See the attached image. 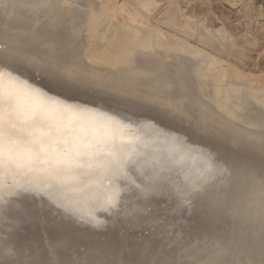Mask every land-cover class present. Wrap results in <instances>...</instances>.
Wrapping results in <instances>:
<instances>
[{
	"label": "bare ground",
	"instance_id": "6f19581e",
	"mask_svg": "<svg viewBox=\"0 0 264 264\" xmlns=\"http://www.w3.org/2000/svg\"><path fill=\"white\" fill-rule=\"evenodd\" d=\"M66 1L64 0H0V6H1L0 11H1V8H2V13H3V10L4 12H6L9 9V12L7 13L8 14L12 13L10 15V18L11 17L15 19L17 18V20H19V25L15 24L14 29H12L11 24L6 25L4 24V22H2L1 25L4 24L8 26L7 28L10 27L12 30H14L13 31L14 34L12 33L13 39H15L14 36H17V38L14 41L12 40L13 41L12 43L10 39L7 40V38H5L6 36L12 37L10 36L11 33L10 34L8 33L9 35L6 34V36L3 37L7 40L5 41V39H3L4 44L5 42L9 41V43L11 42L13 45H15L14 42L23 35L22 37L26 38V41L25 39L22 38L21 41L18 40V43L19 42L22 43L23 40L25 42L29 41V44H28L29 50H31L34 54L38 53L42 57L43 56L42 54L48 52V54L46 53L48 55L47 58L40 57L41 59H47L45 60V63L48 69L50 70L48 74L55 75L58 78H62L61 76H65L68 79L73 80L74 82H77L80 84L82 83L93 84L94 83V85L102 86V87H109L110 85L109 83L117 82L118 78L120 77H123L121 80L125 78L124 83L129 84L132 79L131 76H135V77L141 76V78H143L144 76L143 79H145L144 81L146 83L147 82L146 77H145L146 75H149V74L156 75V73H158L160 77L162 75L161 78L162 80H164V75L163 73H161V71L162 70L164 71L165 68H167L166 63L168 62L174 68L173 73L174 74H176V72L178 73V79H177L178 84L176 85V83L175 84L173 83V85H176L175 87L177 86L180 87L179 86L180 84L181 87H185L187 85V80H184L186 75L189 74L190 76H193L192 78L193 80H189V81L193 82V85L196 86L198 92L201 93L200 95L202 96H200V99L201 97L205 96V93H206L207 96L210 97V100L213 102V103L211 102L213 104L212 106L209 100L206 98L207 101L209 102V105H211V107H214L215 105L216 110L214 112L218 110H220L221 112L223 111L222 115L225 116V118L227 119L229 123L232 124L233 121L235 123L237 121L238 123V120L236 119V116L234 115V113L226 111L228 106L231 107V103L235 105L234 107L235 109L239 108V107H236V105H239V106L241 105L242 106L241 108L243 109H250L252 111V115H250L251 117L247 119L245 123L246 126L244 125L245 127H242L243 125L241 126L242 129L245 128L243 129V132L245 131L244 135L245 133H248L251 127L253 128L254 126L258 125V123L264 122V97L263 95H257L259 93L260 94L263 93L264 89L261 90L262 89L261 87L255 86L253 84H251L252 87L255 86L256 88L254 87L252 89V87L251 88L247 87V85L249 86L251 85L249 84L250 82L249 83L246 82L247 80L246 77H245L246 80L244 79V77L240 78L241 79L239 80L240 82L237 81L235 86L232 89L229 90V87H231L229 85H231L232 82L231 84L228 82L229 85L227 89L225 86L224 88L222 86L223 84L220 82L223 79V77L225 79H228L225 77V74H224L225 71L223 72L218 69L219 67L221 69V66L219 67L217 66L218 67L216 68L217 70L208 69L207 66L208 65L210 66L211 63H213L216 59L212 57L215 60L210 62L209 57L206 55L207 53H204L203 50L196 48L197 47L196 45L193 47V46H190V44H188L189 45L188 46L185 43L186 40L184 42L178 39L177 37L175 38L174 36H171V37H174L171 39L170 36L169 35L167 36V34L165 33L167 36L166 37L164 35V32L157 30V28L151 26L150 24L144 21L141 26H133L130 23L126 22L124 19L119 20L120 17H116V16L114 17L113 14L114 13L117 14L118 9L120 10L121 8L120 6H122L123 4L121 2L122 0L120 1L121 3H118V0H102V2H96V3L94 0H79L80 2H77V0H66ZM81 1L85 5L81 3ZM126 1H131V0H126ZM112 2H113V5H112ZM79 4L80 5L82 4L83 9L77 8L80 6ZM176 5L174 6V8L172 6L171 7L175 10ZM147 8H144L145 11ZM173 9L172 10L171 8L168 9L169 11H167L166 14L165 13L163 14L164 15L163 18L160 17L162 22L166 23L167 21L168 23L169 17L167 16V14L170 13V10H171L170 14L172 15V12H174ZM178 10L179 8H177V11L175 12H178ZM109 12H110V15L111 14L112 15L108 17ZM126 12H123V13H126ZM137 12L138 14L135 12H131L130 14L134 13L136 15H142V13H144V11L141 9L138 10ZM146 13L145 15H147ZM8 14H5V16L8 17ZM171 15H170V18H173L172 16H176L178 15V13L176 15H172V16ZM179 16H182V15L179 14ZM2 17L0 15V18ZM147 17H149V15ZM182 17L181 18L180 17L178 18V16L176 17L177 19L180 20V21L178 20V23H175V25L178 24L176 25V27L179 26L180 24L179 22L181 21L184 22V18ZM10 18H8L9 21H10ZM5 19L2 18V20H5ZM188 20L189 19H187V21ZM9 21L7 23H9ZM187 21H185L184 23H181L180 27L183 28L186 25L187 29L188 28L190 29L192 24L189 25ZM171 22L172 20L169 21V23ZM193 22H190V23H193ZM198 24L199 23L197 22V25ZM25 25H29L27 26L28 28L25 27ZM136 25H138V22L136 23ZM194 25L196 26V23ZM24 28H26V30H23ZM3 29L1 30V32L5 30ZM189 29H188V32H190ZM201 29L202 27H200L197 33L198 38L200 39V42H202V44L200 42L198 43H200L201 45H203L204 42H205L204 45L208 42V48H209V46L214 47V45L212 44L210 45L209 43H213L215 39L216 40L218 39L217 40L218 42L223 41L225 43L227 41V40L225 41V36L227 32L225 34V31H222L223 30L222 27H221L222 30L216 29L214 32L211 31L212 33L206 30L203 31V29L202 30ZM5 31L11 32L8 29ZM16 32H18V35L21 32L26 33L25 37H24V34L22 33L20 34L21 35L20 37L17 34L15 35ZM188 32L186 30L185 34L187 35ZM96 33L97 34L99 33V36H95L97 35ZM157 34L159 35L158 37H156ZM161 35H164L166 40L162 41ZM77 38H79V41H77L78 40ZM103 40H106L105 41L106 44L105 42L103 43ZM231 41L233 43V40ZM231 41L230 42L228 41V42L231 43ZM1 42H2V38H1ZM25 42H23L21 45L23 46ZM232 43L231 45L234 46V44ZM8 44L6 45V47L9 46ZM227 44L228 43H226V46ZM125 45L126 46L128 45L130 48L126 47ZM221 45H224L225 47V44H221ZM12 46L10 48L13 49L14 47ZM1 47L0 49L2 50L3 47L5 46H3L2 48ZM6 47L4 48V50L6 49ZM18 47H20V45H18ZM18 47L16 46L14 49ZM26 47H22V49ZM20 49L21 48H19L18 51H20ZM29 50L27 48L26 52ZM23 51L24 49L22 50V52ZM15 54L16 53H14V55ZM12 57L13 55H11V57L9 55H6L4 57L0 56V250H1L0 259L7 258L14 253V241L11 236L15 230L14 228L15 221L11 220L13 218L10 217V213H13L20 206V204L29 205L35 201L40 206H42L43 204H46V206H50L49 210H51L52 212H54L55 209L61 210L60 213H63L64 215L66 214L70 215L76 223L83 225V226L87 225L89 227L93 226L97 228L107 223V221L111 222L113 220L112 215H117V217H125L128 220L130 217L132 219L141 218L143 216V211L147 207L145 206V199L147 197V194L155 192L157 190V184L155 183V179L157 178V175H164V176L166 175L165 178L169 180V182L173 185L174 190H176V192L179 194V192L181 193L182 190L187 189L188 187L189 188L195 187L196 185L199 184V182L209 180L210 178H212L214 174H217L220 171V169H216V167H214L215 161L213 160L214 162H212L207 157L208 154L212 155V153L209 150L207 151V149H204L196 144H193L192 142H189V141L185 142V138L182 134L176 131H173V130L166 129L151 119L146 118V119L134 120L135 118L130 117L128 115L123 116L115 112L103 110L98 106H93V105L89 106V105L79 104L77 102L76 103L69 102L70 100L66 99L65 97H62L60 95H54L53 92L48 91L45 88H43L40 85V83H37V81L35 82V79H32L31 77H29L31 72L25 71L22 68H20L21 63H17L13 61V59H9ZM44 57H46L45 54H44ZM36 59H39V58L36 56ZM25 60L28 61V58ZM33 60L35 59L33 58ZM206 64L208 65L206 66ZM218 64H215V67ZM33 65L36 66V64H33ZM30 66L28 68H31ZM37 66L44 67L41 64H37ZM31 69L34 70V67ZM48 69L46 70L39 69V70H42L44 72V71H48ZM177 69H181V70L178 71ZM168 70L170 71L169 68ZM36 72H39V71H36ZM128 72H131V75H128ZM227 73L229 76L230 73L232 72H227ZM158 75H156L157 78H158ZM233 75L235 77V72H233ZM150 76L151 78L149 77L147 80L149 81L148 84L152 85V83H150L151 82L150 80L153 79L152 77L154 76L153 75H150ZM175 77L176 75L174 76V78ZM157 78L156 80H158ZM231 78L232 77H230V80ZM236 78H237L236 80H238V77ZM136 79H139V78H136ZM133 80L135 79L133 78ZM162 80L160 81L158 80V82L153 81L155 83V86L152 85L153 87H151V85L149 86L148 84L146 85L155 90L153 91L151 89L152 92H156V89L158 90V88L156 87H160L158 86L159 82H161V87L166 86L165 83L167 82L164 81L162 85ZM167 80L169 79L167 78ZM244 80L247 84L244 82ZM141 83L139 82V80L134 81V84L136 86L139 85L138 87H140ZM145 83H144V87H145ZM147 86H146V90L147 89L150 90V88H147ZM181 87L178 88L179 91L180 89L184 90V88H181ZM126 88L127 86H125L124 84V86L120 85L114 89L118 90L119 93L123 94V93H127ZM256 89L261 90L263 92H259L255 94L257 92V91L255 92ZM161 90H163V88ZM188 90L190 92L192 91L189 88ZM188 90L186 89V91ZM172 91H173L172 94L176 93L173 89ZM186 91H184L183 93H185ZM180 94L182 93H179V95ZM185 94L188 96L186 100L192 96V95L189 96L188 95L189 93H185ZM179 95L177 98H179ZM182 97L184 100L185 98L184 95ZM145 98L147 99L148 96H145ZM192 98H190L188 101L184 100L186 101L185 104H188L187 102L189 101H191L193 104V102L196 101L194 102L195 106L196 104L201 105L200 107L202 108L203 98H202V101L199 99V97L193 101H192ZM183 100L181 99L179 102L181 101L183 102ZM207 101H204V104ZM183 103L182 105H184L185 107V104ZM192 104L188 105L185 108L188 110L189 109L188 107L190 106V109H191L193 107ZM195 106L193 107V109L195 108L198 110V106L196 107ZM214 109H211V110H214ZM200 110L197 111V113L199 112L198 114L200 113L204 114L207 112L206 109H205L206 112L204 113L202 112V110L201 111ZM188 111L194 112L196 110H188ZM208 111H210V109ZM220 111L218 112V114L220 113ZM191 112H190V115H191L190 117L192 119L193 115L191 114ZM224 112H227L226 113L227 117L224 114ZM200 116L202 115L200 114ZM205 116H207L209 119L210 118L209 116L211 115L206 114ZM213 117L211 116L212 119ZM219 117H217L215 120L216 121L219 119L221 120V118ZM212 119L211 120L205 119V121H207L206 124L209 121V123L212 124L210 126L214 125L216 128L219 126L220 127L223 126V125L221 126V124H224L222 123V120H221L220 125L216 126L219 123V121L215 122V120L213 119L215 122L213 124ZM203 120H204V117H203ZM187 122H190V121H187ZM235 123L232 124L233 127ZM239 124L241 123H238V125ZM238 125L236 126V128L238 127L240 129ZM128 126L133 127V128H140V129L138 130L135 129L134 132L131 133L132 136L130 140L132 141L129 142L128 144H125L124 146V148L131 147V152L129 151L128 154H125L124 156L125 159L119 161V163H115V156L118 153V152L116 153V151H113V152L107 151V153L96 152L94 154L92 152V149L95 146L92 143H95V142L88 143L90 147L87 152L88 154L87 158L84 157L82 152H76L72 155V153L78 148V147H75L76 146L75 141L77 140V138L85 137L87 135V131L90 130L91 134L88 136H90L92 140V138H100V136L108 138L112 135L110 132L111 130L113 133L122 132V131H125ZM226 127H227L226 129L223 128L222 132H224L225 130H226L225 132H228L227 131L229 128L228 124ZM247 129L248 131H246ZM210 131L211 130L208 129L209 133H211ZM252 131L254 130L252 129ZM212 132L214 135L215 133L213 130ZM230 132H229V135L231 134ZM236 133H238L239 135V133L241 132L238 131ZM260 134H261V130H260L259 135ZM262 134H264V132ZM233 135H230V136H233ZM240 136H242V138ZM235 137H237L236 134L233 136V138ZM238 137H240L241 140L242 139L244 140L243 134L239 135ZM247 137H249L248 140L253 139V138L252 139L250 138L251 136H247ZM253 137L255 136L253 135ZM263 137L264 135L261 137L262 140L264 139ZM240 138L238 140L239 142L241 141ZM258 138L259 139H257V141L260 140L259 136ZM254 139L256 140V138ZM254 141H252V143ZM243 143H245V141H243ZM255 145H258V144H255ZM118 146L119 148H122L121 147L122 145L121 146L118 145ZM246 147L248 146L246 145ZM253 147H250V148H253ZM254 148L252 149V151L254 150ZM261 148H263V146ZM70 149H75V150L70 152ZM255 151H259V150L257 149ZM260 153L262 154V149ZM249 174L250 173H248L247 175ZM88 177H91V178L87 179ZM249 178L251 180V177L249 176L247 178V181ZM254 178L253 180H255ZM259 180H263V179H261L260 177ZM251 182L252 184L254 183V181H251ZM259 184H260L259 186H261L262 183H259ZM259 186L258 188H260ZM253 187L251 189H254ZM167 189L172 190L171 188H167ZM256 189L252 191L255 192ZM259 191L261 190L259 189ZM263 191L264 189L262 190V193L260 195L264 193ZM255 194L256 196H259L258 195L259 193H255ZM256 196L255 197L251 196V197L256 198ZM246 198H250V196H247ZM132 211H134L135 213H133ZM105 215H107L108 219L105 218ZM149 219H151V221H155V220H158L159 218L155 216V220H153L150 217ZM212 232L213 231H211V233ZM250 233L251 232H249V234ZM189 235L187 234V237L185 238L187 239ZM199 236L201 238L202 234ZM258 238L259 237H257L256 239ZM179 239H182V238H179ZM193 239L196 240L197 238H193ZM187 240H191L190 237ZM200 240H202V238ZM212 240L213 239H211V241ZM224 240H223V243H226L224 242ZM231 240L232 239H230V241ZM233 240H235V238ZM196 241H194L195 244L197 243ZM261 241L262 240H260V243H262ZM184 242H182V244ZM199 242L201 244L203 240ZM205 242H208V240L207 241L204 240V244H206ZM252 242L254 241L252 240ZM252 242L249 243L250 246ZM223 243L221 244L222 246L224 245ZM180 244H179V248H180ZM212 244L211 245L209 244V245L212 246L213 248L211 247L210 249L209 246L207 247L208 244L206 245V247L212 250L214 249V246ZM228 245H226L225 247H227ZM183 246H186V245H183ZM190 246H192V244ZM190 246L186 248H191L192 250V249H195L196 247L195 245H194L195 247L193 248ZM200 246L201 247H199V249L202 248V244ZM218 246L216 247L218 248ZM243 246H242V249H245V247ZM255 246L257 247V245ZM220 247L221 246H219V248ZM262 247L263 246H261V248ZM227 248H226V252L232 255V253H229L230 247L228 248L229 251H227ZM236 248L234 249L236 250ZM183 249L184 248H182V250ZM199 249H197V251ZM242 249H240L239 252H242L241 251ZM182 250H180L181 252L179 251L178 253L179 254L182 253L183 255ZM200 250L202 252V249ZM231 250H233V248H231ZM248 250L249 248H247V250L244 253L248 252ZM250 250L251 252L249 251L250 252L249 254L251 255L252 249ZM255 250L258 252V247ZM205 251L204 253H206V256L207 255L209 256V253L207 254V251L206 252ZM236 251L238 252V250ZM236 251L233 250L234 252L233 256L235 255ZM259 251H260L258 252L259 254L262 253L261 249H259ZM173 252H172V255H173ZM184 252H186L185 249H184ZM201 252H200V255H198L199 253L197 252V255L202 256V259L203 257L206 258V256L202 255L203 252L202 253ZM189 253L191 252L189 251ZM211 253L213 255L215 253V249H214V252H211ZM193 254H196V253H192V257H196V255H193ZM216 254H217V251H216ZM237 254L239 255V253ZM186 255L191 256V254H188V253ZM221 255H223V253ZM231 255L225 256V257L231 258ZM248 255H245V256H247L248 258L249 257ZM184 256H182V259ZM216 256L217 255H215V257ZM236 256H235V259L231 258L232 261L234 260V263L238 261L239 259V257L237 256L238 258H236ZM58 257L59 256H57V258ZM188 257L186 258L185 256L186 259H189ZM218 257L222 258V256H218ZM240 257L242 258L243 256L240 255ZM260 257H263V256H260ZM41 258L42 257H40V260H43V258L42 259ZM198 258H193V261L196 264L197 262L194 259H198ZM210 258H208L209 260L208 259L207 260L211 264L212 262H216L215 260L212 261V258L211 259ZM64 259L62 258V261L65 264L66 260L64 261ZM226 259L225 261H227V263L225 262V264H228V260L231 261V259H228V260ZM249 259L250 257L248 258V260ZM255 259L257 261V258ZM255 259L251 258V260L253 261H255ZM40 260H37L36 263L39 264ZM244 260H246L245 262H247V259H243V261ZM263 260L264 258H262L261 262ZM193 261H191V264ZM198 261L201 263L200 260ZM223 261L224 260H221L220 262H223ZM256 261L255 263L251 261L250 264L252 263L256 264ZM40 262L42 263L43 261H40ZM55 262L53 263L55 264ZM58 262L61 263L60 260ZM199 262L198 264H200ZM220 262L219 264H221ZM257 262L259 263V260ZM80 263H84V262L81 261ZM179 263H180V260H179ZM183 263H187V262L184 261ZM238 264H242V262L241 263L239 262ZM243 264H249V262L243 263Z\"/></svg>",
	"mask_w": 264,
	"mask_h": 264
},
{
	"label": "water",
	"instance_id": "95a60500",
	"mask_svg": "<svg viewBox=\"0 0 264 264\" xmlns=\"http://www.w3.org/2000/svg\"><path fill=\"white\" fill-rule=\"evenodd\" d=\"M6 55L0 49V56ZM13 61L19 63L14 59ZM36 67H38L36 70L41 69L39 66ZM20 68L30 71L29 77L35 79L43 88L54 95L65 97L70 100L69 102L98 106L103 110L128 115L135 118L134 120L151 119L166 129L182 134L185 142L189 141L209 150L212 155L208 152L207 157L210 161H215L214 167L220 171L209 180L199 182L195 187H188L179 194L165 178L166 175H157L155 179L157 190L147 194L145 199L147 207L141 218L130 217L128 220L112 215L111 222L107 221L97 228L80 225L70 215L60 213L61 210L55 209L52 212L49 210L50 206L46 204L40 206L36 201L29 205L20 204L13 213H10V217L13 218L11 220L15 221V230L11 236L14 241V253L0 259V264H32V261L39 257L53 263L57 255L65 258V264H76L81 259L86 261L85 264H151L153 263L151 259L158 253L173 252L180 235L208 229L215 219L216 211L223 203L234 197L237 191L236 183L243 180L248 173L264 175L263 154L240 155L230 152L223 144H216L195 134L187 128L186 121L176 117L175 109L168 111L163 106H158L159 102L154 101L155 98L149 94L129 92L127 88V93L121 94L114 89L120 86L114 84L115 82L113 84L108 82L109 87L97 86L94 83L80 84L65 76L58 78L50 75L48 74L50 70L44 75L43 72H34L22 65ZM135 129L140 128L128 126L125 131L114 133L111 130L110 137L100 136L92 140L88 136L91 134L89 130L85 137L75 139V147L78 148L70 149V152L75 150L72 155L82 152L87 158L90 147L88 143L95 142L92 143L95 146L92 149L94 154L116 151L118 153L115 156V163H119L125 159V154L131 152V147L124 146L132 141L131 133ZM118 145H122V148ZM155 216L159 219L155 220ZM149 217L155 221H151ZM105 218L108 219L107 215Z\"/></svg>",
	"mask_w": 264,
	"mask_h": 264
},
{
	"label": "rangeland",
	"instance_id": "374dc122",
	"mask_svg": "<svg viewBox=\"0 0 264 264\" xmlns=\"http://www.w3.org/2000/svg\"><path fill=\"white\" fill-rule=\"evenodd\" d=\"M64 1H66V0H64ZM95 1V3L96 2H102V0H94ZM121 0H118V3H123L122 4V6H120L121 8H120V10L118 9V13L117 14H113V16L115 17H120V19L119 20H121V19H124L126 22H128V23H130L131 25H133V26H141L142 25V23H143V21L144 22H146V23H148V24H150L151 26H153V27H155V28H157V30H160L161 32H164V35L166 36V34H167V36L169 35L170 36V38L172 39V38H178V39H180L181 41H184L185 42V40H186V44L188 45V44H190V46H197L196 48H199L200 50H203V52L204 53H207L206 55L209 57V61L211 62V61H213V60H217L218 62H219V64H218V62L215 60L213 63H211V65L210 66H214L215 67V64H218V65H216V67L214 68L213 66L212 67H210L208 64H206V66L208 67V69H211V70H214V69H216V68H218L219 66H221V69H220V67L218 68L219 70H221V71H225L224 72V74H225V77L226 78H228V79H225L224 77H223V79L221 80V82L220 83H222L223 85V87L225 86L226 87V89L228 88V85H229V83L231 84V82H232V84L231 85H229V86H231V87H229V90L230 89H232L234 86H235V84H236V82L238 81V82H240L239 80H241L240 78H242V77H244V79H245V77H246V82L247 83H249L250 85L251 84H253V85H255V86H259V87H261L260 89L261 90H263L264 89V19L262 20V19H259V20H254L253 18H251V15L247 12V11H244V12H242V13H240V14H238V15H235V14H231V13H229V12H221L220 10H219V6H217V5H214V2H213V0H131V1H126V0H122L121 2H120ZM77 2H80L79 0H77ZM176 2V3H175ZM66 3H67V1H66ZM81 3H83L82 1H81ZM111 3V2H110ZM138 3V4H137ZM172 3V4H171ZM174 3V4H173ZM84 4V3H83ZM98 4V3H97ZM170 4H171V6L174 8V6L176 5V8H175V10L170 6ZM80 5V4H79ZM79 5H77V6H79ZM85 5V4H84ZM87 5V4H86ZM112 5H113V2H112ZM140 6V7H138V6ZM132 6V7H131ZM144 6V7H143ZM147 6H148V8H147ZM178 6V7H177ZM1 7V6H0ZM82 7V8H81ZM85 7V6H84ZM78 9H83V6H82V4L79 6V7H77ZM139 8V9H138ZM143 8V9H142ZM144 8H147L146 9V11H145V9ZM171 8V10L173 9L174 10V12H172V15H176L177 13H178V15H176V16H172L170 13H171V10H170V13H168L167 14V16L169 17V20H168V23H169V21L170 20H172V22L171 23H167V21H166V23H164V22H162L161 21V18L160 17H162L163 18V14L165 13H167V11H169L168 9H170ZM177 8H179V10L181 11H179L178 10V12H175V11H177ZM133 9V10H132ZM143 10L144 11V13H142V15H136V14H134V13H132V14H130L131 12H135V13H137L138 14V10ZM7 10V9H6ZM88 10V9H87ZM128 13H127V12ZM1 13H0V15H1V17L3 18V19H5V20H2V18H0V45H1V43H2V45L4 44V40L3 39H5V38H7V40H9L10 39V41L13 43V41L17 38V36H14V38L15 39H13V36H12V33H13V31L14 30H12V29H14V25L15 24H18L19 25V20H17V18L15 19V18H10V15L12 14V13H10V14H8L7 12H9V9L6 11V12H4V10H3V13H2V8H1V11H0ZM112 12V11H111ZM123 12H126V13H123ZM146 12H148V13H146ZM8 14V17H6L5 16V14ZM113 13V12H112ZM145 13L147 14V15H145ZM174 13V14H173ZM124 16H123V15ZM173 17V18H170V15ZM179 14L180 15H182V16H179ZM112 15V14H111ZM110 15V12H109V15H108V17L109 16H111ZM122 15V16H121ZM127 15V16H126ZM131 15V16H130ZM149 15V17H147ZM214 15V16H213ZM113 16H112V18H113ZM133 16V17H132ZM136 16V17H135ZM142 16H143V18H142ZM145 16H146V18H145ZM178 16V18L180 17H182V18H184V22L185 21H187V19H189L187 22H188V24L189 25H191L192 24V26H191V28H192V30H191V28L189 29L190 30V32H188V29H187V26L185 25V27H183V28H181L180 26V24L181 23H184V22H179L180 24H179V26H177L176 27V25H178V24H176L175 25V23H178V20L179 19H177L176 17ZM121 17H123V18H121ZM135 17V18H134ZM166 17V16H165ZM8 18H10V21H9V19ZM138 18H139V20H138ZM141 18V19H140ZM187 18V19H186ZM116 19H118V18H116ZM146 19V20H145ZM136 20H137V22H138V25H136ZM6 21V22H5ZM9 21V23H7ZM140 21V22H139ZM180 21V20H179ZM193 22L194 24L196 23V26L193 24V23H190V22ZM2 22H4V24H11V27H12V29L10 28H7L8 26H6V25H1L2 24ZM14 22V23H13ZM197 22L199 23L198 25H197ZM13 23V24H12ZM26 24V23H25ZM30 25V24H29ZM29 25H25V27H27V26H29ZM3 26V27H2ZM17 26V25H16ZM16 26H15V28H16ZM5 27V28H4ZM179 27V28H178ZM200 27H202V29H203V31L204 30H206V31H210V33H212V32H214L216 29L218 30H220L221 29V27L223 28V30L222 31H225V34H226V32H227V34H226V36H225V43L223 42V41H221V42H223V43H221V42H218L216 39L213 41V43H209L210 45L212 44V45H214V47L213 46H209V48H208V42L206 43L207 44V46H206V44L204 45V43H203V45H201L202 44V42H200V39L198 38V35H197V33H198V31H199V29H200ZM5 30H12L11 32H7V31H5ZM28 28V27H27ZM4 30L3 32H1V30ZM201 29V30H202ZM23 30H26V28H24ZM186 30H187V32H188V34L186 35L185 33H186ZM185 31V32H184ZM212 31V32H211ZM26 32V31H25ZM191 32H192V34L194 35H192L191 34ZM3 33V34H2ZM10 34V36H12V37H7L6 36V34L7 35H9ZM22 34H24V37H25V34L26 33H24V32H21ZM20 33V34H21ZM166 33V34H165ZM192 35H190V34ZM14 34V33H13ZM18 35V32H16L15 33V35ZM18 35L19 37L21 36V35ZM97 34V33H96ZM164 35H161V39H162V41L163 40H166L165 39V37H164ZM186 35V36H185ZM190 35V36H189ZM2 36V37H1ZM4 36H6L5 38H3ZM23 36V35H22ZM20 37V38H18L16 41H17V43H16V41L14 42V44L15 45H13L11 42L9 43V41L8 42H5V44L3 45V46H5L6 47V45L8 44L9 46H7L6 47V49L4 50V48L5 47H3L2 45V47H3V49H2V52L3 53H5V54H7V55H9V56H11V55H13V59L14 60H17L19 63H21V65L22 66H24L25 68H28L30 65H32L33 67H34V72H36V71H41V72H43L42 70H46V69H48V67H47V65H46V63H45V60H47V59H41V58H47L48 57V52H46V53H44L45 54V56L46 57H44V54H42L43 56L41 57L40 56V54H38V53H33L31 50H29V46H28V44H29V41L28 42H25L26 41V38H23V37ZM95 36H99V33L97 34V35H95ZM159 35L157 34L156 35V37H158ZM166 36V37H167ZM171 36H174V37H171ZM190 37V38H189ZM227 37V38H226ZM229 37V38H228ZM1 38H2V42H1ZM12 38V39H11ZM22 38L23 39H25V41L23 40L22 41V43L23 42H25L24 43V45H26V46H22L21 44V42H19L18 43V40H22ZM169 38V37H168ZM168 38H167V40H168ZM78 40L77 41H79V38H77ZM199 39V40H198ZM230 39V40H229ZM6 39H5V41H7ZM13 40V41H12ZM231 40H233V43H232V41ZM106 40H103V43L105 42ZM170 41V40H169ZM169 41H167V42H169ZM231 41V43L232 44H234V46H232L231 45V43H229V42ZM166 42V41H165ZM198 42H200V43H198ZM216 42V43H215ZM7 43V44H6ZM226 43H228L227 44V46H226ZM17 44V45H16ZM105 44H106V42H105ZM221 44H225V47H224V45H221ZM13 45V46H12ZM18 45H20V47H18ZM216 45V46H215ZM0 46V47H1ZM18 47V48H16V49H12V48H10V47ZM26 47V48H23L24 49V51L22 52V47ZM126 46V45H125ZM189 46V45H188ZM206 46V47H205ZM1 47V48H2ZM122 47H124V46H122ZM126 47H128V48H130L128 45L126 46ZM126 47H124V48H126ZM211 47V48H210ZM9 48V49H8ZM19 48H21L20 49V51H18L19 50ZM28 48V50L30 51H27L26 52V49ZM121 48V47H120ZM11 49V50H10ZM18 51V52H17ZM20 52H22V53H20ZM51 52V51H50ZM14 53H16L15 55H14ZM25 53H27V54H25ZM208 53H209V55L211 56V58H210V56L208 55ZM18 54V55H17ZM31 54V55H30ZM38 54V55H37ZM20 55V56H19ZM23 55V56H22ZM34 55V56H33ZM27 56V57H26ZM29 56V57H28ZM36 56L39 58V59H36ZM19 58V60H18V58ZM22 57V58H21ZM41 57V58H40ZM212 57H214V58H212ZM28 58V61L27 60H25V59H27ZM33 58L35 59V60H33ZM24 59V60H23ZM38 60V61H37ZM24 63H23V62ZM33 62V63H32ZM37 62V63H36ZM210 62H209V64H210ZM216 62V63H215ZM225 62V63H224ZM25 63H26V65H25ZM33 64H36V66H37V64H41L42 66H44V67H41V69L42 70H36L35 68H37L35 65H33ZM29 65V66H28ZM227 65V66H226ZM32 66H30L31 68H33ZM52 66V65H51ZM169 66V67H168ZM170 64L167 62L166 63V67L167 68H165V70L163 71H161V73H163V75H164V80H162V75H161V73H160V75H161V77L158 75V73H156V75H158V78H157V76L156 75H154V74H149V75H146L145 77H146V83H145V79H143L144 78V76H143V78H141V76L139 77V76H131V82L129 83V84H127V83H124L125 81V78L123 79V80H121L123 77H120V78H118V81H123V82H115L114 84H118V85H121V86H124V84H125V86H127V89H129L130 91L129 92H132V91H136L135 93H137V94H139V93H143V94H149V96H151V97H154L155 99H154V101H157V102H159V105L158 106H163L166 110H168V111H172V109H175L176 111H175V115H176V117L178 116V119H180V120H182V121H185L186 120V123H187V128H189V129H191L195 134H197V135H199V136H203V137H205V138H207L208 140H210V141H213V142H215L216 144H223V146L226 148V149H228L230 152H235V153H238V154H247V153H256V154H261L260 152H261V149H262V154L264 155V139L262 140V136L264 135V134H262L263 132H264V122H261V123H258V125H256V126H254L253 128L251 127L250 128V130L248 131V129L246 130V131H248V133H245V135H244V132H243V129H245V128H241V126L242 127H245L246 125H245V123H246V121H247V119H249L251 116L250 115H252V111L250 110V109H243V108H241L242 106L240 105H236V107H239L238 109H235L234 107H235V105L234 104H232L231 103V107H227V109H226V111L227 112H232V113H234V115L236 116V119L238 120V123H241V124H239L238 125V123H237V121H236V119H235V121H236V123H237V125L240 127V129L242 130H240L238 127L236 128V123L233 121L232 122V124H234L235 123V125H234V127H233V125L231 124V123H229L228 121H227V119L225 118V116L224 115H222L223 113V111L221 112L220 110H218V111H216V112H214L215 110H216V108H215V105H214V107H211V105L213 106V102L210 100V97H208L207 96V94L205 93V96H203V97H201V99H200V96H202V95H200L201 93L200 92H198V90H197V88H196V86H194L193 85V82H191V81H189V80H193L192 78H193V76H190L189 74H187L186 75V77L184 78V80H187V85H188V87H187V85L185 86V87H181V85L179 84V86L181 87V88H184V90H182V89H180V91H179V89L178 88H180V87H175L177 84H178V73L176 72V70H175V72H176V74H174L173 73V70H174V68H173V66H171V68H170ZM218 66V67H217ZM226 66V67H225ZM225 67V68H224ZM31 68H29L30 70H32ZM44 68V69H43ZM168 68L170 69V71L168 70ZM213 68V69H212ZM226 69H228V70H226ZM178 71H180L181 69H177ZM217 70V69H216ZM48 71H49V69H48ZM165 71H166V73H168V74H166L165 73ZM232 72V73H230V75L228 76V73L227 72ZM47 73V71H44L43 72V74H45L46 75V73ZM170 72V73H169ZM233 72H235V77H234V75H233ZM38 73H40V72H38ZM167 75H165V74ZM172 73V74H171ZM226 73H227V75H226ZM180 74V73H179ZM128 75H131V72H128ZM150 75H153L154 77H152L153 79H149L151 82L150 83H152V85L153 86H155V81L156 82H158V80L160 81V80H162V85H163V82L165 81V82H167V83H165V85L166 86H162L161 87V82H159V84H158V86H160V87H156V88H158V90L156 89V92H152V90L153 91H155L154 89H152L151 87H153L151 84V87H149L150 85L148 84L149 83V81L147 80L149 77L151 78V76ZM168 75H170V76H168ZM176 75V77L174 78V76ZM155 76H156V78L158 79V80H156V78H155ZM241 76V77H240ZM166 77V78H165ZM230 77H232L231 78V80H230ZM236 77H238V80H236L237 78ZM133 78L135 79V80H133ZM136 78H139V79H136ZM140 78H141V80H140ZM161 78V79H160ZM167 78L169 79V80H167ZM166 79V80H165ZM234 79V80H233ZM251 81H253V82H251ZM133 80V81H132ZM139 80V82L142 84H140V87H138V86H136L135 84H134V81H138ZM230 80V81H229ZM243 80V79H242ZM245 80H244V82H245ZM258 80V81H257ZM144 81V82H143ZM154 81V82H153ZM169 81V82H168ZM223 81V82H222ZM224 81H226V82H224ZM129 82V81H128ZM229 82V83H228ZM245 82V83H246ZM256 82V83H255ZM124 83V84H123ZM132 83V84H131ZM144 83H145V87H144ZM154 83V84H153ZM173 83L175 84L176 83V85H173ZM225 83V84H224ZM226 83H227V85H226ZM234 83V84H233ZM246 83V84H247ZM111 84H113V83H111ZM136 84H138V83H136ZM146 84H148L149 86H147ZM157 84V83H156ZM190 84V85H189ZM233 85V86H232ZM146 86H147V88H150V90H146ZM157 86V85H156ZM174 88H173V87ZM254 86V87H255ZM166 87V88H165ZM191 87V88H190ZM206 87H208V86H206ZM210 87V86H209ZM224 87V88H225ZM247 87H249V88H251L252 87V85L251 86H249V85H247ZM254 87H252V89L254 88ZM159 88H160V90H159ZM163 88V90H161ZM188 90V88L189 89H191L192 91V93L188 90V91H186V89ZM194 88V89H193ZM256 88V87H255ZM258 88V87H257ZM152 89V90H151ZM168 89V90H167ZM172 89L176 92L175 94H172ZM178 89V90H177ZM177 90V91H176ZM195 90V91H194ZM261 90H255V94H257V93H259V92H263V91H261ZM170 91V92H169ZM184 91H186L185 93H189L188 95L190 96V95H192L191 97H189L187 100H186V98L188 97L185 93H183ZM182 93V94H180L179 95V93ZM199 94V95H198ZM178 95H179V98H177L178 97ZM184 95V100H186V101H188L190 98H192V101L193 100H195L196 98H198L199 97V99L202 101V98H203V105H202V108L200 107L201 105H197L196 104V106H198V110H200V108H201V110H202V112L204 113V112H206V113H204V114H202V113H200L202 116H200V114H198L197 113V109H193V107L195 106V103L194 102H196V101H194L193 102V104H192V102L191 101H189V102H187L188 104H185L186 103V101H184L183 100V96ZM186 95V96H185ZM257 95H263V97H264V92L263 93H259V94H257ZM181 97V98H180ZM209 100V102H210V104L211 105H209V102L207 101V99ZM157 99V100H156ZM183 100V104H185V107H187L188 105H193V107L190 109V106L188 107L189 109L188 110H196V111H188L185 107H184V105H182V103L181 102H179L180 100ZM204 101H207V102H205V104H207V105H205L204 104ZM212 102V103H211ZM181 103V104H180ZM168 107V106H171V107H165V105ZM234 105V106H233ZM195 106V107H196ZM204 106V107H203ZM208 106V107H207ZM203 108H204V110H203ZM210 109V111H208L209 109ZM215 108V109H214ZM230 108H232V109H230ZM205 109H206V111H205ZM211 109H214V110H211ZM200 110V111H201ZM220 111V115L222 116H220L219 114H218V112ZM190 112H191V114L193 115V116H195V117H193L192 116V119H191V115H190ZM212 112H214V113H212ZM227 112H224V114L226 115V113ZM195 113V114H194ZM217 113V114H216ZM197 114V115H196ZM211 115L212 117H213V119L215 120L217 117H219V118H221V120H222V123H224V124H221V126L222 127H220L219 125H220V123H221V120L219 119V120H215V122H218L219 121V123L216 125V126H219V127H215L214 125L213 126H210V125H212L211 123H209V121H208V123L206 124V122L207 121H205V119L206 120H211L212 118H211V116H209L210 118L208 119V117L207 116H205V115ZM213 114H215V115H213ZM180 115V116H179ZM204 115V116H203ZM188 117H190V118H188ZM203 117H204V120H203ZM206 117V118H205ZM226 117H227V115H226ZM184 118V119H183ZM188 119H190V120H188ZM212 119V120H213ZM223 119H224V121H223ZM192 120V121H191ZM196 120V121H195ZM214 120L212 121V123L214 124L215 122H214ZM187 121H190V122H187ZM228 123H227V122ZM226 123V124H225ZM227 124H228V132H222V130H223V128L224 129H226L227 127ZM226 125V126H225ZM230 125V126H229ZM245 125V126H244ZM203 126V127H202ZM204 126H206V127H204ZM231 126H232V128H231ZM230 128H231V130H230ZM233 128H235V129H233ZM256 128V129H255ZM208 129H210L211 131V133H209L208 132ZM219 129V130H218ZM252 129L254 130V131H252ZM212 130L214 131V135H213V132H212ZM233 130V131H232ZM260 130H261V134L259 135V133H260ZM196 131V132H195ZM221 131V132H220ZM231 131V132H230ZM235 131V132H234ZM241 132V133H239V135H242L243 134V136H244V140L243 141H245V143H243V141L241 140V138H242V136H240V137H238L239 135H238V133H236V132ZM250 131H252V132H250ZM229 132L231 133L230 135H235L236 134V136L237 137H235V138H237V139H235V138H233V136H230L229 135ZM250 132V133H249ZM254 132V133H253ZM203 133V134H202ZM226 133V134H225ZM252 133V134H251ZM256 134V135H255ZM258 134V135H257ZM212 135V136H211ZM220 135V136H219ZM253 135L255 136V137H253ZM222 136H224V137H222ZM247 136H251L250 138L252 139H254V138H256V140L255 141H257V139H259L258 138V136L260 137V140H258L257 142H255L253 139L252 140H248V138L249 137H247ZM257 136V137H256ZM231 137V138H230ZM239 138H240V142L238 141L239 140ZM247 138V139H246ZM264 138V137H263ZM227 139H228V141H227ZM232 140V141H231ZM250 143H248L247 141ZM236 141V142H235ZM251 141V142H250ZM252 141H254L253 143H252ZM260 141V142H259ZM263 141V142H262ZM230 142V143H229ZM259 142V143H258ZM263 143V145H262V143ZM252 143V144H251ZM261 143V144H260ZM229 144V145H228ZM255 144H258V145H255ZM236 145V146H235ZM242 145H243V147H242ZM246 145L248 146V147H246ZM255 145V146H254ZM240 146V147H239ZM255 148H254V147ZM260 146V147H259ZM263 146V148H261ZM228 147V148H227ZM244 147H245V149H244ZM250 147H253L254 148V150L252 151V149L253 148H250ZM260 149H259V148ZM230 148H231V150H230ZM244 149V150H243ZM259 150V151H255V150ZM233 150V151H232ZM241 150H242V152H241ZM250 174H251V172H250ZM247 175L246 177L248 178L249 176L251 177V180H250V178L248 179V181H247V178L246 179H244V181L242 180V182L241 181H238V184L236 183V185H235V188L238 190V191H236V194L234 195V197H232L230 200H228L227 202H225V203H223L220 207H219V210H217L216 211V214L214 215L215 216V219H214V221H212L211 222V224L209 225V228L208 229H206V230H203V231H201L200 232V234H199V232L198 233H191L190 235H189V233H188V238L187 239H189V237H190V239L191 240H187L185 237H187V234H184V235H180L179 237H178V242H176V249L174 250V252H173V255H172V252L169 254V252H161V253H158V255H156L157 257H153L152 259H151V261L153 262V263H151V264H160V263H163V264H191V261H193V258H201V259H194L196 262H197V264H198V260H200L201 261V263L200 264H207V262H208V264L210 263L208 260V258H212V261H216V262H212V264H219V262L221 261V260H224L223 262H220L221 264L223 263V264H225V262L227 263V261H225V259L227 258V257H225V256H229V255H231V254H228L227 252H226V248L228 247H230V251L228 250V248H227V251H229V253H232V255H231V258L232 259H235V256L237 255L238 257H239V259H238V261H236L235 263H234V260L232 261V259L230 258V257H228L226 260H228V259H231V261L230 260H228V264H238L239 262L241 263L242 262V264L243 263H248L249 262V264L251 263V261L252 262H254L255 263V261H256V259L255 258H257V261L259 260V263L256 261V264L258 263V264H260V263H262V264H264V260L261 262V260H262V258H264V193L262 194V195H260L261 193H262V190L264 189V175H262V174H260V173H256V175H255V172H252V176H254V177H252L251 175ZM259 174V175H258ZM258 176V177H257ZM263 176V177H262ZM256 177H257V179H256ZM260 177H261V179H263V180H259L260 179ZM253 178L256 180V182H255V180H253ZM250 180V181H249ZM251 181H254V183L252 184V182ZM259 181H261V182H259V183H262L261 184V186H259L260 184L258 183ZM251 182V183H250ZM243 183V184H242ZM245 183V184H244ZM252 184V185H250V184ZM258 183V184H257ZM239 184H241V185H239ZM254 186V187H253ZM257 187V189H256V187ZM258 186L260 187V188H258ZM254 188V189H256L255 190V192H253L254 191V189H251V188ZM263 187V188H262ZM262 188V189H261ZM259 189L261 190V191H259ZM251 192H250V191ZM253 190V191H252ZM243 192V193H242ZM247 192H248V194H247ZM264 192V191H263ZM240 193V194H239ZM241 193H242V195H241ZM249 193H250V195H249ZM255 193H259L258 195L259 196H256V194ZM239 195H240V197H239ZM245 195H246V197L247 196H250V198H246L245 197ZM251 196H253V197H255L256 196V198H253V197H251ZM260 197H262V198H260ZM236 199V200H235ZM251 199H253V200H251ZM239 201V202H238ZM241 201V202H240ZM224 211H225V213H224ZM212 214H213V212H212ZM219 214V215H218ZM225 214V215H224ZM224 216V217H223ZM245 216V217H244ZM241 218H243V219H241ZM246 220V221H245ZM216 222V223H215ZM226 222V223H225ZM259 222V223H258ZM229 223V224H228ZM226 224V225H225ZM255 224V225H254ZM259 224V225H258ZM246 229H245V228ZM219 228V229H218ZM234 228V229H233ZM250 230V231H249ZM254 230V231H253ZM211 231H213L212 233H211ZM219 232V233H217V232ZM230 231V232H229ZM215 232V233H214ZM249 232H251L250 234H249ZM260 232V233H259ZM211 233V234H210ZM225 233V234H224ZM239 235H238V234ZM247 233H248V235H247ZM198 234V235H197ZM202 234V236H201V238H202V240H203V242L201 243L202 244V248H200V249H202V252H201V250L199 249V247H201L200 245V242L199 241H202V240H200L201 238H200V236L199 235H201ZM233 234V235H232ZM186 235V236H185ZM193 235V236H192ZM194 235H195V237H194ZM222 235H224V236H222ZM225 235H226V237H225ZM228 236V237H227ZM235 236V237H234ZM245 236V237H244ZM252 236V237H251ZM184 237V238H183ZM197 238L196 240H198V241H196L195 239H193V238ZM207 237V238H206ZM221 237V238H220ZM230 237V238H229ZM233 237V238H232ZM257 237H259L258 239H256ZM179 238H182V239H179ZM219 238V239H218ZM224 238H225V240H224ZM227 238V239H226ZM235 238V240H233ZM246 239V241H245V239ZM250 240H249V239ZM184 239V240H183ZM208 240V242H205L206 244H204V240L205 241H207ZM210 239V240H209ZM211 239H213L212 241H211ZM217 239V240H216ZM230 239H232L231 241H230ZM236 239H238V240H236ZM180 240V241H179ZM215 240H216V242H215ZM223 240H224V242H226V243H223ZM242 240H244V241H242ZM248 240V241H247ZM252 240L254 241V242H256V243H254V242H252ZM257 240H258V242H257ZM260 240H262L261 242L262 243H260ZM185 241V242H184ZM188 241V242H187ZM189 241H190V243H189ZM194 241H196L197 243L195 244V242ZM221 243H220V242ZM239 241V242H238ZM182 242H184L183 244H182ZM192 242H194V243H192ZM250 242H252L251 243V246L249 245V243ZM180 244V248L182 247V248H184L185 249V251L188 253V254H191V256L190 255H186L187 253L186 252H184V249L182 250V248L180 249L179 248V244ZM212 243H214V244H212ZM219 243H220V245H219ZM224 244L223 246L221 245V244ZM246 243V244H245ZM258 243V244H257ZM192 244V246H190ZM196 246H194V245ZM208 244V245H207ZM212 244L213 246H214V249H215V255H217L216 257H215V255L213 254L212 255V253L211 252H214V249H212V250H210L211 249V247L212 246H210V245ZM221 246L220 248H219V246ZM229 244V245H228ZM236 246H235V245ZM254 246H253V245ZM260 244H262V245H260ZM183 245H186V246H183ZM204 245V246H203ZM206 245H207V247L209 246L210 247V249L209 248H207L206 247ZM226 245H228L227 247H225ZM232 247H231V246ZM234 245V246H233ZM238 245V246H237ZM244 245V246H243ZM249 245V246H248ZM255 245H257V247H258V252H260L259 251V249H261V252L263 253V255H262V253H258L255 249H257V247L255 246ZM195 247V249H192L191 250V248H186V247ZM198 246V247H197ZM216 246H218V248L216 247ZM242 246L243 247H245V249L247 250V248H249V250H248V252H246V253H244L246 250L245 249H242ZM246 246H247V248H246ZM261 246H263L262 248H261ZM222 247H223V249H225V250H223L222 249ZM238 249H237V248ZM241 247V248H240ZM251 247V248H250ZM255 247V248H254ZM204 248V249H203ZM208 250H207V249ZM213 248V247H212ZM231 248H233V250L234 251H236V250H238V252L236 251L235 252V255L233 256V254H234V252H233V250H231ZM234 248H236V250L234 249ZM242 249L241 251L243 252V254H242V252H239V250L240 249ZM182 250V252H183V255H182V253H178L180 250ZM197 249H199L198 251H197ZM223 251H222V250ZM250 249H252V253H251V255L249 254L250 252H251V250ZM255 251H254V250ZM188 250V251H187ZM207 251V254L209 253V256L210 255H212V256H206V253H204V251ZM220 250V251H219ZM245 250V251H244ZM263 250V251H262ZM189 251L191 252V253H189ZM192 251H194V252H192ZM199 253L198 255H200V252L202 253V255L203 256H206V258H204L203 257V259H202V256H198L197 255V252ZM200 251V252H199ZM205 251V252H206ZM209 251V252H208ZM216 251H217V254H216ZM250 251V252H249ZM181 252V251H180ZM219 252V253H218ZM223 253V255H221L222 253ZM167 253V254H166ZM192 253H196V254H193V255H196V257H192ZM221 253V254H220ZM226 253V254H225ZM237 253H239V255L237 254ZM249 255H248V254ZM254 253V254H253ZM258 253V254H257ZM205 254V255H204ZM172 255V256H171ZM177 255H179V256H177ZM181 255V256H180ZM186 256V258L188 257V256H190V257H192V258H190V257H188L189 259H186L185 258V256ZM240 255L241 256H243L242 258L243 259H247V262H245L246 260H244L243 261V259L240 257ZM245 255H248L249 257H250V259L249 260H251V258L252 259H255V261H253V260H251V261H249L248 260V258H247V256H245ZM58 256V255H57ZM57 256H56V258H57ZM160 256V257H159ZM182 256H184L183 257V259H182ZM214 256V257H213ZM218 256H222V258L221 257H218ZM223 256H224V258H223ZM236 256V258H238ZM245 256V257H244ZM260 256H263V257H259ZM158 257H159V259H158ZM171 257H172V259H171ZM181 257V258H180ZM234 257V258H233ZM55 258V261L56 260H60L61 261V263L60 262H58V261H54L55 262V264H64V262L62 261V256L60 257H58L57 259ZM61 258V259H60ZM157 258V259H156ZM165 258V259H164ZM179 258V259H178ZM210 258V259H211ZM218 258V259H217ZM220 258V259H219ZM37 260H40V257L39 258H36ZM42 259V258H41ZM64 259V258H63ZM160 259H162V260H160ZM169 259V260H168ZM185 259V260H184ZM208 259V260H207ZM242 259V260H241ZM37 260H35L34 262L36 263L37 262ZM166 260V261H165ZM172 260V261H171ZM176 260V261H175ZM179 260H180V263H179ZM190 260V261H189ZM202 260H203V262H202ZM205 260H207V261H205ZM237 260V259H236ZM240 260V261H239ZM40 261H43L42 263L40 262ZM39 261V264H43V263H45L46 261H44V259L43 260H40ZM64 261H65V259H64ZM84 262V263H80V262ZM164 261V262H163ZM185 261V262H187V263H183V262ZM211 261V260H210ZM34 262H32V263H34ZM85 260H83V259H81V260H79V261H77V263L76 264H85ZM158 262V263H157ZM171 262V263H170ZM194 262V261H193ZM192 262V264H196L195 262L193 263ZM206 262V263H205ZM231 262V263H230ZM233 262V263H232ZM34 263V264H35ZM46 263H48V264H54V263H50V262H46ZM45 263V264H46ZM66 263V262H65ZM254 263H252V264H254ZM37 264V263H36ZM129 264H133V263H129ZM137 264H139V263H137ZM211 264V263H210Z\"/></svg>",
	"mask_w": 264,
	"mask_h": 264
},
{
	"label": "crops",
	"instance_id": "0c3cea01",
	"mask_svg": "<svg viewBox=\"0 0 264 264\" xmlns=\"http://www.w3.org/2000/svg\"><path fill=\"white\" fill-rule=\"evenodd\" d=\"M221 12L238 15L247 11L254 20L264 19V0H213Z\"/></svg>",
	"mask_w": 264,
	"mask_h": 264
}]
</instances>
